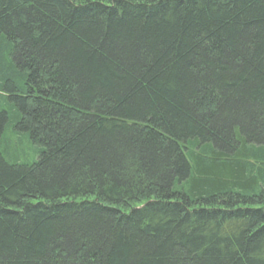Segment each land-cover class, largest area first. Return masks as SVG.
Instances as JSON below:
<instances>
[{
    "label": "trees",
    "instance_id": "obj_1",
    "mask_svg": "<svg viewBox=\"0 0 264 264\" xmlns=\"http://www.w3.org/2000/svg\"><path fill=\"white\" fill-rule=\"evenodd\" d=\"M0 264H264V0H0Z\"/></svg>",
    "mask_w": 264,
    "mask_h": 264
},
{
    "label": "rangeland",
    "instance_id": "obj_2",
    "mask_svg": "<svg viewBox=\"0 0 264 264\" xmlns=\"http://www.w3.org/2000/svg\"><path fill=\"white\" fill-rule=\"evenodd\" d=\"M30 146H28V145H25V146H23V151L25 152H27L28 153V159L30 158V160H28V162H30L32 159H33V151H31V150H29L28 148H29ZM16 152H21V150L20 149H16L15 150ZM31 151V152H30ZM23 161V159H19V161H18V163L20 162H22Z\"/></svg>",
    "mask_w": 264,
    "mask_h": 264
}]
</instances>
